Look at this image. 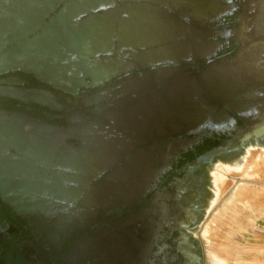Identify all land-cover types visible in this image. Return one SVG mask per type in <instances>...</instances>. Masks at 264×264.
<instances>
[{
  "label": "flooded vegetation",
  "instance_id": "1",
  "mask_svg": "<svg viewBox=\"0 0 264 264\" xmlns=\"http://www.w3.org/2000/svg\"><path fill=\"white\" fill-rule=\"evenodd\" d=\"M111 3V20L156 18L160 32L115 31L87 65L96 79L0 65V112L50 124L19 128L31 150L2 165L30 192L14 205L0 194V264H206L196 228L211 160L264 128V0Z\"/></svg>",
  "mask_w": 264,
  "mask_h": 264
},
{
  "label": "water",
  "instance_id": "2",
  "mask_svg": "<svg viewBox=\"0 0 264 264\" xmlns=\"http://www.w3.org/2000/svg\"><path fill=\"white\" fill-rule=\"evenodd\" d=\"M112 5L111 0H0V15L8 18L6 23L0 25V65L6 66V72L14 68L9 67L10 65L19 68H23L22 65H30L36 71L47 73L49 77L55 74L58 77L63 75L67 79H71L66 76L71 72L75 76V86L82 84L86 77L96 79L97 73L102 72L90 69L87 65L91 56L107 52L100 51V47L113 46L112 37L115 31L122 40H136L141 37L156 39L160 32L156 18L149 21V27L142 26V19L133 21L131 29L126 26L125 21L111 20L109 12L101 11ZM139 11L141 14V10ZM82 16H85L84 20H80ZM9 17H13L19 23L14 24ZM12 30L18 34L13 39L9 36ZM66 61L69 62L68 66H62V62ZM79 63L84 66L82 74L74 70ZM18 98L29 101L25 97ZM33 100L42 102L39 98ZM26 125L50 126L24 114L12 113L8 116L5 112H0V194L3 191L9 194V197L4 198L12 205L20 201L13 196L17 189L20 193H28L30 190L24 185L20 188L15 186L9 179L14 171H8V167H5L4 175H1L2 165L12 164L9 159L13 156L8 155L10 149L31 150L28 145L30 139L22 138L19 132V128ZM40 132L43 131L37 130L33 134ZM263 136L264 128L249 134L243 141L251 138L257 141ZM2 142L5 143L4 146L1 145Z\"/></svg>",
  "mask_w": 264,
  "mask_h": 264
},
{
  "label": "rangeland",
  "instance_id": "3",
  "mask_svg": "<svg viewBox=\"0 0 264 264\" xmlns=\"http://www.w3.org/2000/svg\"><path fill=\"white\" fill-rule=\"evenodd\" d=\"M263 160L264 141L249 143L228 156L212 158L206 181L208 192L202 200L196 228L200 229L198 243L206 264H264ZM226 166H231L232 170L226 169ZM220 169L226 186L220 194L221 198L217 199L213 180ZM242 174L245 177L243 181L239 179ZM240 182L244 185L245 195L235 198ZM247 190L251 191V195Z\"/></svg>",
  "mask_w": 264,
  "mask_h": 264
},
{
  "label": "bare ground",
  "instance_id": "4",
  "mask_svg": "<svg viewBox=\"0 0 264 264\" xmlns=\"http://www.w3.org/2000/svg\"><path fill=\"white\" fill-rule=\"evenodd\" d=\"M264 161V160H263ZM256 162V161H255ZM258 162V161H257ZM253 164V163H252ZM262 165H263V163H262ZM251 167H253V166H251ZM224 168V167H223ZM226 169H229V170H232L230 167H226ZM251 169V168H250ZM248 172H249V170H248ZM247 173V172H246ZM244 174V173H243ZM242 174V175H243ZM245 175V174H244ZM244 175H243V177H241V178H239V179H241V181H243L244 179H245V177H244ZM248 175V173L245 175V176H247ZM222 177V178H221ZM224 176L222 175V171L221 172H219V175H218V177H217V185H218V190H219V194H221L222 192H223V190L225 189L224 187L226 186V179L225 178H223ZM241 183V184H240ZM239 184V186L237 187V191H236V193H235V195H234V197L235 198H238V196L239 197H242L243 195H245V192H244V190H245V188H244V185L242 184V182H240ZM245 185H247V184H245ZM248 186V185H247ZM224 188V189H223ZM247 189H248V187H247ZM250 189V188H249ZM263 189V188H262ZM234 190V189H233ZM252 190V189H251ZM247 191H250V190H247ZM257 191V190H256ZM255 191V192H256ZM252 192H254V191H252ZM244 193V194H243ZM257 194L258 195H260L261 194V192L259 193V191L257 192ZM256 193H255V195H257ZM263 194V193H262ZM250 195H251V191H250ZM253 196H254V194H252ZM248 196V195H247ZM261 196V195H260ZM249 197V196H248ZM257 198V197H256ZM248 202V201H247ZM255 204V203H254Z\"/></svg>",
  "mask_w": 264,
  "mask_h": 264
}]
</instances>
